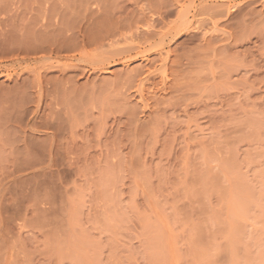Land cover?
Segmentation results:
<instances>
[{
    "label": "rangeland",
    "instance_id": "1",
    "mask_svg": "<svg viewBox=\"0 0 264 264\" xmlns=\"http://www.w3.org/2000/svg\"><path fill=\"white\" fill-rule=\"evenodd\" d=\"M0 264H264V0H0Z\"/></svg>",
    "mask_w": 264,
    "mask_h": 264
}]
</instances>
